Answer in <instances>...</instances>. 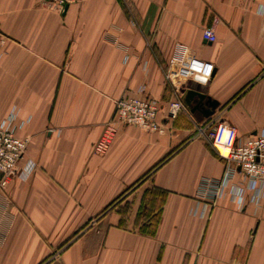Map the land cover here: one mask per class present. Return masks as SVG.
Returning a JSON list of instances; mask_svg holds the SVG:
<instances>
[{"label": "crops", "instance_id": "crops-1", "mask_svg": "<svg viewBox=\"0 0 264 264\" xmlns=\"http://www.w3.org/2000/svg\"><path fill=\"white\" fill-rule=\"evenodd\" d=\"M0 26L10 37L0 123L13 107L18 122L30 117L18 130L30 138L25 156L0 195V264H264L263 207L224 197L193 213L200 179L225 170L196 125L223 119L241 137L264 129V0H75L63 13L0 0ZM184 50L215 69L177 91L165 70ZM142 85L164 131L119 124L95 151L115 101ZM190 89L219 102L211 116L170 115Z\"/></svg>", "mask_w": 264, "mask_h": 264}, {"label": "built area", "instance_id": "built-area-1", "mask_svg": "<svg viewBox=\"0 0 264 264\" xmlns=\"http://www.w3.org/2000/svg\"><path fill=\"white\" fill-rule=\"evenodd\" d=\"M75 0H38L45 8L63 13L66 7ZM203 36L211 42L216 41L217 34L212 26L203 30ZM10 40L0 26V58L4 55L5 43ZM215 65L212 61L198 57L187 56V51L173 55L166 67L165 76L179 90L183 81L199 79L208 81L212 78ZM197 81V80H196ZM189 109L183 96H178L169 103V113ZM160 102L145 94V86L138 88V94L120 97L115 101V111L112 119L105 125L104 131L95 143V151L105 153L113 143L119 124H134L145 129L163 132L164 127L159 121ZM18 109L13 107L8 116L0 123V195L3 194L9 182L17 175L20 161L25 156L29 137H21V129L30 117L17 121ZM195 137H206L219 157L225 163L221 177L204 176L200 179L195 198L197 205L193 213L207 214L217 202L229 197L241 208L247 203L264 208V129L241 137L235 125L223 119H206L198 123L194 131ZM34 162L23 166L24 173H30Z\"/></svg>", "mask_w": 264, "mask_h": 264}, {"label": "water", "instance_id": "water-1", "mask_svg": "<svg viewBox=\"0 0 264 264\" xmlns=\"http://www.w3.org/2000/svg\"><path fill=\"white\" fill-rule=\"evenodd\" d=\"M184 101L192 112L200 110L205 116H211L219 105V102L197 89L186 92Z\"/></svg>", "mask_w": 264, "mask_h": 264}, {"label": "trees", "instance_id": "trees-1", "mask_svg": "<svg viewBox=\"0 0 264 264\" xmlns=\"http://www.w3.org/2000/svg\"><path fill=\"white\" fill-rule=\"evenodd\" d=\"M150 224V225H149ZM148 225H149V232H154V230H155V224L156 223H149Z\"/></svg>", "mask_w": 264, "mask_h": 264}, {"label": "rangeland", "instance_id": "rangeland-1", "mask_svg": "<svg viewBox=\"0 0 264 264\" xmlns=\"http://www.w3.org/2000/svg\"><path fill=\"white\" fill-rule=\"evenodd\" d=\"M195 80H197V81H200L199 79H195ZM204 80H201V82H203ZM41 264H43V263H41Z\"/></svg>", "mask_w": 264, "mask_h": 264}]
</instances>
